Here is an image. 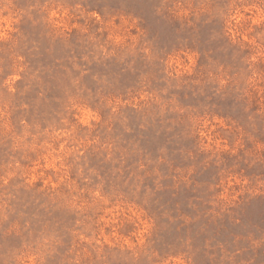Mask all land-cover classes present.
<instances>
[{
    "label": "rangeland",
    "instance_id": "obj_1",
    "mask_svg": "<svg viewBox=\"0 0 264 264\" xmlns=\"http://www.w3.org/2000/svg\"><path fill=\"white\" fill-rule=\"evenodd\" d=\"M0 264H264V0H0Z\"/></svg>",
    "mask_w": 264,
    "mask_h": 264
}]
</instances>
